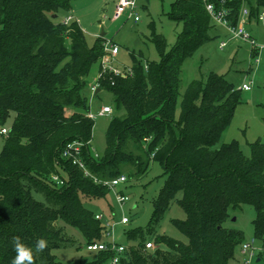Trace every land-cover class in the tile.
<instances>
[{
	"label": "trees",
	"instance_id": "16d2710c",
	"mask_svg": "<svg viewBox=\"0 0 264 264\" xmlns=\"http://www.w3.org/2000/svg\"><path fill=\"white\" fill-rule=\"evenodd\" d=\"M219 1L175 0L168 15L181 23L175 43L168 47L152 28L157 59L141 63L132 55L130 74L100 76L99 90L109 91L115 110L123 112L111 115L104 148L97 153L91 149L94 121L82 89L92 66L99 65L104 37L98 35L89 47L78 22L71 15L64 21L60 13L69 9V0H0V126L13 113L7 133H0V264H13L17 238L32 251V264H62L52 253L65 240L59 221L78 229L86 243L102 240L105 226L82 197H105L109 189L94 179L121 174L137 179L151 161L159 163L165 179L145 232H153L181 192L185 219L173 224L188 241L152 234L155 247L144 249L143 230H129L120 264H226L245 243L239 229L224 226L229 207L240 204L255 208L253 258L261 260L264 143H251L248 156L235 140L215 146L242 88L210 71L180 93L183 62L211 40L215 28L205 2L219 6ZM223 5L230 24H236L244 5L248 24L258 23L264 0H225ZM257 52L254 48L250 55ZM73 141L82 143L83 167L62 155ZM51 174L64 183L52 182ZM41 239L47 246L38 251ZM94 253V260L79 264H104L112 255Z\"/></svg>",
	"mask_w": 264,
	"mask_h": 264
},
{
	"label": "rangeland",
	"instance_id": "374dc122",
	"mask_svg": "<svg viewBox=\"0 0 264 264\" xmlns=\"http://www.w3.org/2000/svg\"><path fill=\"white\" fill-rule=\"evenodd\" d=\"M116 0H69V9L60 16L71 15L80 25L86 44L94 45L97 36L103 31L104 41H111L119 47V52L114 65L119 69L132 65V55L144 63L145 60L158 58L157 51L151 40V29L164 36L168 47L175 43L176 34L181 29V23L171 20L168 15L172 3L175 0H136L134 17L122 15L119 19L113 20L112 14ZM246 7V5H244ZM264 13V8L260 9ZM246 29L253 36L259 45H264V18L255 24L251 22ZM212 38L200 46L192 56L185 59L181 68L180 93H182L190 81L205 76L208 72L214 71L224 74L226 79L236 86L242 83L249 85V89H242L240 102L236 106L230 123L222 131L219 141L215 146L235 140L244 155L250 153V144L259 141L264 143V48L261 49L258 62L249 54V44L239 39H228L226 31H211ZM221 40H228L224 48H219ZM69 43V41H66ZM98 64L92 66L89 75L86 77L87 84L82 89V94L87 98L89 111L94 115L92 128L91 149L101 152L105 145V134L112 114H121L122 109L115 110L112 94L101 89L92 94L91 86L95 82ZM109 106L112 109L111 115H99L98 111L102 106ZM13 120L11 113L1 125L9 129ZM3 148V136L0 135V150ZM165 175L159 163L151 161L145 174L137 179L127 180L120 186L129 200L120 206L112 192L105 197L93 198L82 197L84 206L94 214H102V222L109 224L117 223L122 216H127V224L118 223L113 230V236L125 244L124 232L140 228L143 230V243L152 239L154 234H164L187 243V237L181 233L173 224V221L185 219V212L179 205L178 200L182 197L177 192L170 200L168 207L153 226V232H145L153 211V200L156 198L164 183ZM228 218L224 226L239 229L244 242L250 243L254 240L253 220L255 208L249 204H240L229 207ZM65 231V240L61 246L53 248L52 253L62 264H79L94 260V252L85 248V239L78 229L59 221ZM153 234V235H152ZM131 249L138 247L130 243ZM135 245V246H134ZM157 245V243H156ZM241 245L234 250L232 258L226 264H245L248 256L242 253ZM258 247V242L254 241ZM96 259V258H95ZM252 264H264V252L261 260Z\"/></svg>",
	"mask_w": 264,
	"mask_h": 264
},
{
	"label": "built area",
	"instance_id": "2783aa9c",
	"mask_svg": "<svg viewBox=\"0 0 264 264\" xmlns=\"http://www.w3.org/2000/svg\"><path fill=\"white\" fill-rule=\"evenodd\" d=\"M224 2L225 0H220L219 6L211 2H205V9L210 15L212 22L215 25L222 26L226 30L228 34V39L237 38L239 40L247 42L249 44V54L250 51H252L254 48L258 49L256 55L254 56L251 55V57H254L255 62H258L260 51L261 49L264 48V45H259L246 29V25L249 22L247 20L248 9L246 7H243L240 11L236 24L232 25L227 19V14L229 11L224 7L223 5ZM135 8H136V0H116L114 5V11L112 14V19L117 20L122 15H126L127 17H132L134 15ZM133 17L135 21L139 19L137 15ZM263 18H264V13H260L258 15V21L259 22L262 21ZM69 19L70 16L64 17L65 22H67ZM227 43L228 40H221L218 46L219 48H224L227 45ZM102 46H103V53L99 59V65H98L99 67H98L97 75L94 84L91 86L92 94L94 95H96V92L99 91L98 80L104 72H110L115 76H121V77H125L126 75L131 73L130 67L119 69L117 66L114 65L115 59L119 52V47L116 44L112 43L111 41H103ZM240 88L249 89V85L246 83H242ZM111 113H112L111 107L106 105L102 106L98 111L99 115H111ZM88 116L91 118L94 117V115L90 111L88 112ZM7 131H8L7 128L0 126L1 134H6ZM81 144L82 143L78 141H73L67 144L62 152V155L72 158V161L74 163H77L80 167H83L81 161L78 159L79 148ZM84 173L88 174V172L85 169H84ZM50 179L52 180V182H54L57 185H62L64 183V180L57 174H51ZM94 181L101 182L103 185L107 186L109 192L113 193L115 201L120 206H122L126 201L129 200V197L119 189L120 186L127 181L126 175L121 174L104 180L94 179ZM95 217L102 221L103 215L101 213L95 214ZM128 222H129V218L127 216H122L117 223L109 224V222H104V223L102 222L105 226L103 239L85 243L86 250L92 252H96V251L112 252V255L108 258V260L104 264H120V261L122 259L126 247L123 243L119 242L113 236V230L116 224L118 223L127 224ZM154 247L155 246L152 239L144 243V249H153ZM241 249H242V253L248 256V259L245 261V264H251L256 249V247L253 244V239L250 241V243H243Z\"/></svg>",
	"mask_w": 264,
	"mask_h": 264
},
{
	"label": "clouds",
	"instance_id": "9594fccd",
	"mask_svg": "<svg viewBox=\"0 0 264 264\" xmlns=\"http://www.w3.org/2000/svg\"><path fill=\"white\" fill-rule=\"evenodd\" d=\"M46 241L41 239L36 244V249L38 251H43L46 248ZM15 250L17 252V256L13 260V264H32L33 255L32 251L24 246L23 243L16 239Z\"/></svg>",
	"mask_w": 264,
	"mask_h": 264
},
{
	"label": "crops",
	"instance_id": "0c3cea01",
	"mask_svg": "<svg viewBox=\"0 0 264 264\" xmlns=\"http://www.w3.org/2000/svg\"><path fill=\"white\" fill-rule=\"evenodd\" d=\"M255 24H258V23H255ZM216 31V32H222V31H226L222 26H219V25H215V28L213 29V31ZM251 56V55H250ZM98 71V70H97Z\"/></svg>",
	"mask_w": 264,
	"mask_h": 264
},
{
	"label": "water",
	"instance_id": "95a60500",
	"mask_svg": "<svg viewBox=\"0 0 264 264\" xmlns=\"http://www.w3.org/2000/svg\"><path fill=\"white\" fill-rule=\"evenodd\" d=\"M53 16L55 17V14ZM99 36H103V31L100 32Z\"/></svg>",
	"mask_w": 264,
	"mask_h": 264
}]
</instances>
